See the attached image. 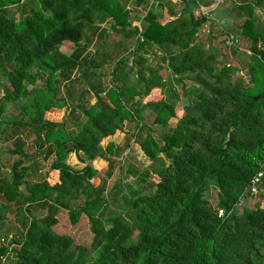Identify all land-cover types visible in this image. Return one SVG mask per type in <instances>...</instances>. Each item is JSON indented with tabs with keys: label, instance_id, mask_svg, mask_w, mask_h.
<instances>
[{
	"label": "trees",
	"instance_id": "1",
	"mask_svg": "<svg viewBox=\"0 0 264 264\" xmlns=\"http://www.w3.org/2000/svg\"><path fill=\"white\" fill-rule=\"evenodd\" d=\"M121 1L0 0V74L10 84L1 91L0 135L6 132L1 116L7 103L25 98L23 114L30 121L10 126L5 142L11 144L9 153L18 161L10 168L9 181H0L5 201L18 203L21 187L29 201L23 214H15L26 224L24 233L16 232L20 238L15 244L16 264H263L264 210L256 207L239 216L232 212L251 179L264 168V52L257 49L260 43L264 50V33L254 31L252 19L253 7L259 9L261 3L240 0L231 2L227 10L228 16L242 22L241 32L250 39L252 53L233 83L237 69L218 66L217 49L194 46L205 24L202 9L212 0H176L180 12L165 24H159L151 10L142 31L130 29L131 11ZM143 2L136 0V5ZM12 5L21 9L18 19L6 13ZM105 20L118 33L129 29L126 38H135L138 50L146 46L158 50L166 71L176 78L191 76L196 87L193 100L184 96L180 105L175 98H165L163 83L154 73L140 83L144 107L155 115L153 125L161 131L155 138L151 128L142 126L144 137L136 139L151 166L142 172L130 168V172L147 181L149 188L141 189L145 194L132 199L122 194L118 200L117 192L112 199L127 207V221L121 214L111 217L106 200L94 199L91 167L76 170L66 162L71 154L90 162L105 157L115 147L103 143L123 133L131 122L122 101L109 102V94L96 84L92 60L74 74L78 54L68 58L60 52L64 43L79 51L84 40L92 41L98 34L99 39L108 38V32L98 26ZM218 27L210 25L212 41L223 35ZM124 62L119 60L115 69ZM32 67L46 73L45 83L21 92L23 81L36 82L29 73ZM77 93L92 102L80 112L81 122L71 120L75 111L67 114L63 96ZM52 108L66 111L61 123L46 120ZM71 121L75 130L69 127ZM30 133L41 136L43 142L34 143L39 150L47 147L49 156L54 155L48 167L42 165L48 156L38 163L23 152V136ZM43 170V177L38 176ZM208 184L222 196L216 206L206 199ZM5 210L11 213V208L2 207ZM39 210L46 211L45 218L29 217ZM61 210L74 224L80 216L87 217L93 257L87 258L80 248L78 254L72 252L70 238L53 232L54 218ZM6 253L7 248L0 246V264Z\"/></svg>",
	"mask_w": 264,
	"mask_h": 264
},
{
	"label": "rangeland",
	"instance_id": "2",
	"mask_svg": "<svg viewBox=\"0 0 264 264\" xmlns=\"http://www.w3.org/2000/svg\"><path fill=\"white\" fill-rule=\"evenodd\" d=\"M155 2H158L159 5H155ZM231 2L239 3L240 0H225V3L218 6L214 11L215 19L213 23L217 24V26L219 25V32H222L223 35H219L216 40L212 41V34L208 35L209 31L203 26L199 31L197 40L194 41V46L205 51L210 46L217 49L219 56L218 66L231 65L235 67L237 73L234 75L232 82L237 83L241 76V70L246 67L248 58L252 53L250 51V39L245 38L241 32L242 22L236 21L234 16L227 15ZM257 2L261 3L262 7L259 9L253 7L252 19L255 21L254 31L264 33V0H257ZM251 4L254 3L251 2ZM120 5L131 11L129 20L130 29L136 28L139 31H142L146 27L145 17L151 10L155 13L159 24H165L171 20V16L180 12V7L177 5L176 0H144L139 6L136 5V0H123ZM6 13L10 17L18 19L21 9L17 5H12V7L6 9ZM98 26L103 32H108V38H105L103 35L102 39H99L98 34L92 41L88 42L84 40L79 51H76V48L72 44L64 43L60 48V52L68 58L75 52L78 54L79 61L76 63L77 69L74 74L78 72L81 64L87 60H92L94 63L93 70H95L92 73V77L96 80V84L101 88L103 94H109V102L117 98L122 101L131 118V122L126 123L123 133H117L107 142L103 143L104 147L109 142L115 147L105 157L90 162L80 155L71 154L67 157L66 162L76 170L91 167L95 171L92 179V184L96 189L94 199L101 198L106 200L108 214L111 217L121 214L127 221L125 217L127 207L124 208L125 205L118 201L119 198H121L122 194H125L129 199H132L139 193H141L140 195L145 194L141 189L149 188L147 181L133 177L130 172V168L137 170V172H142L143 169L151 166V162L144 156L139 145L136 143V139L144 137V133L141 132L142 126L151 128L152 136L155 138L161 131L160 128L153 125L156 118L155 115L144 107L142 85L140 83L142 80H147L150 73H154L163 83L165 98L168 101L175 98L174 101L180 103V105L185 102L184 96L187 99L193 100L196 87L191 76L176 78L170 71H166V66L161 61V53L155 48L150 49L146 46L144 49L138 50L135 38H126L129 29L118 33L112 29V22L110 20H105V22L98 24ZM230 26L238 29L229 31L228 28ZM208 28L210 29V26ZM227 35H231L235 39V42L231 45L227 43ZM86 38L87 36L85 35ZM257 49L264 52L260 43L257 44ZM139 58L145 61L142 65L137 63ZM121 59L125 60L124 64L122 66L118 65L115 69L118 61ZM29 73L36 82L35 84H31L28 81H23L21 92H30L33 87L38 88L45 83L46 73L44 71L32 67ZM6 79V77L2 78L0 74V100L2 98V89L10 88V84ZM88 86L90 84L87 83L86 87ZM63 96L68 106L67 114L69 115L72 111H75L74 116H71V120L81 122L79 114L83 108L90 106L92 103H90V98L88 96L82 98L79 93L71 97L67 94ZM27 104V100L20 97L16 103H7L3 107L1 128H6V132L0 135V181H9L10 168L18 161V157L9 153L13 148L11 144L5 142V137L9 134L10 126L20 122L26 125L30 124L29 119L23 114V108ZM65 112L61 109L52 108L45 114V118L51 122L61 123L64 120ZM75 124L74 122L69 124L71 130H75ZM170 125L171 127L174 126L175 122L172 121ZM23 139L25 143L23 152L33 162L38 163L42 162L45 156H48L47 162L42 164L48 167L52 160H54V155L49 156L47 147L39 150L38 146L34 144L42 141L41 136L39 137L35 133H30L28 136H23ZM44 172L46 171L43 170L41 174L38 173V176L43 177ZM258 174H261V178L257 186V193L251 194L249 192L251 181L256 174L251 179L249 187L238 198L236 206L232 210L236 216L246 211L254 210L256 207L264 210V188L260 186V184L264 185V168ZM154 180L156 181L157 179L154 178ZM28 183L32 184L33 180L30 178ZM205 188L207 201L212 206H216L217 202L222 199L219 191L216 187L209 184ZM117 192L119 194L118 200L115 201L116 204L118 203L116 205L112 203V199ZM18 200V203H8L0 195V246L7 248V253L1 259V264H16L14 257L15 244L20 239L16 236V232L18 230L21 233L25 232L26 224L15 216L17 213L23 214L25 212L24 204L29 202L27 201L26 192L22 187ZM76 206L78 205H73L71 208H75ZM2 207L11 208V213L6 210L3 213ZM29 217L37 220L43 219L46 217V211H33ZM54 220L56 223L52 228L53 232L60 237L70 238L72 242L70 250L72 252L78 254L80 248L86 251L85 256L87 258L94 256L92 248L93 235L86 216H80L74 224L70 221L68 212L61 210L57 213Z\"/></svg>",
	"mask_w": 264,
	"mask_h": 264
},
{
	"label": "built area",
	"instance_id": "3",
	"mask_svg": "<svg viewBox=\"0 0 264 264\" xmlns=\"http://www.w3.org/2000/svg\"><path fill=\"white\" fill-rule=\"evenodd\" d=\"M224 3H225V0H212L211 5L208 8H205L202 10V15L205 19V24L203 26L204 28H207L208 31H209L208 27L214 22V19H215L214 11L216 10L218 6L223 5ZM226 40H227V43L230 45L235 42L234 37L231 35H227ZM260 178H261V174H257L251 181V186L249 189V192L251 194L257 193V186L260 182ZM222 215H223L222 211H219L218 217H221Z\"/></svg>",
	"mask_w": 264,
	"mask_h": 264
}]
</instances>
